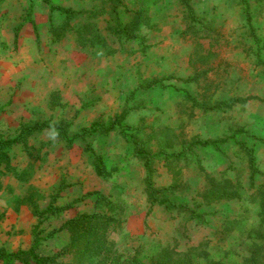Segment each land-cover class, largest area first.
Wrapping results in <instances>:
<instances>
[{
    "label": "rangeland",
    "instance_id": "374dc122",
    "mask_svg": "<svg viewBox=\"0 0 264 264\" xmlns=\"http://www.w3.org/2000/svg\"><path fill=\"white\" fill-rule=\"evenodd\" d=\"M48 1L80 13L70 30L51 31L65 17L43 0H0V139L48 121L74 140L45 129L28 147H13L11 166L28 181L2 180L0 246L11 252L31 247L37 220L24 198L34 194L41 209L53 198L57 208L72 204L47 216L38 227L42 237L81 214L114 220L100 253L68 249L66 231L42 242V255L59 254L55 264H252L257 232L264 233L257 192L264 184V145L257 140L264 139V69L258 64L264 61V0H246L251 25L240 0H191L195 23L186 19L181 0H122L123 23L131 10L148 9L151 24L139 30V40H118L108 30L107 0ZM31 3L37 33L27 22ZM76 24L97 32L107 46L78 45ZM154 78L165 86L145 88ZM233 99L248 101L215 108ZM126 107L123 124L150 155L155 188L167 189V199L202 220L177 207L149 209L147 171L132 137L117 129L74 138L93 123L109 126ZM241 129L248 135L236 134ZM225 138L230 141L219 149L191 146ZM240 142L255 151L254 186ZM87 148L114 169L111 178L95 175ZM96 192L109 198L111 211L96 205Z\"/></svg>",
    "mask_w": 264,
    "mask_h": 264
},
{
    "label": "trees",
    "instance_id": "16d2710c",
    "mask_svg": "<svg viewBox=\"0 0 264 264\" xmlns=\"http://www.w3.org/2000/svg\"><path fill=\"white\" fill-rule=\"evenodd\" d=\"M44 3L49 4L51 12H58L62 16L65 17L64 22L59 28H52L51 31H59V30H70V22L76 18H79L80 13L75 12L73 10L65 9L59 6H55L50 4L48 0H43ZM107 2L111 5V15L113 17V25L108 28V30L118 39V40H139L138 32L142 27H149L151 24V18L148 15V9L146 6H143L137 10H131L129 13L128 19L126 22H122V19L117 11V7L121 6L122 0H107ZM182 5L185 8L186 19L190 22H199V19L195 16V11L193 6L191 5V0H181ZM241 5L245 8L246 20L249 25H251L250 12L248 8V4L246 0H240ZM33 4L31 3L29 7V12L27 14V22H29L35 33H37V26L30 19L32 15ZM77 33V44L80 46L88 45L90 47L100 46L106 47L107 43L105 39L99 35L97 32L93 30H87L82 27V25L76 24ZM253 34V31H251ZM87 36V37H86ZM253 36H255L253 34ZM255 41L257 38L254 37ZM141 42V41H140ZM258 64H261L264 69V61L259 59ZM164 79L154 78L148 81L144 87L145 88H153L155 86H165ZM248 99L243 100H228L224 102H219L215 104V108L223 109V108H232L236 103L245 104ZM129 113L128 107H126L122 113L117 116L116 120L107 127H104L98 123H93L90 129L84 130V133L77 135L74 138H84L86 134L99 133L101 135H108L110 132L116 131L117 129L121 130V133L124 136L132 137L130 140L135 147L136 155L144 161V165L147 171V176L145 178V192L147 196V202L149 205V209H152L154 206H165L167 208L177 207L181 210L188 211V215L190 219L199 218L202 220V217L196 215L193 211L187 209L183 205H177L176 203L171 202L164 196V193L167 189H157L154 186L153 182V169L151 167V159L150 155L145 152L144 146L142 143L138 141V139L134 138L133 135H127V131L131 130L130 127H126L123 123ZM45 129H53L58 137L64 138L69 144L72 143L74 139H69L66 134V130L61 125H53L50 122L46 121L42 124H38L36 126H25L21 129L20 133L11 139H0V193H4L7 187L3 185V178L7 175H12L18 181H28V177L25 176L24 173H20L16 171L11 166V158L10 154L13 147L17 145H24V147H28V140L36 133L42 132ZM236 134L248 135V133L241 129L236 132ZM258 142L264 145V139H257ZM230 141L229 138L221 139V140H212V141H200L195 140L192 142L191 146H208L211 145L215 149H219L220 145L227 144ZM238 147L245 159L247 160V164L250 172V181L251 185L254 186L253 182L255 177L259 174V170L256 163L255 151L252 147H248L245 143H238ZM87 152L91 155L93 162V170L95 175L98 178L103 180H107L111 178L113 175L114 169H108L103 162V159L100 155L96 154L92 149L87 148ZM257 192L260 195L262 201V213L264 215V184L260 185L257 188ZM96 196V205L101 208H107L108 211L113 209L112 204L109 201V198L99 192L94 193ZM38 196L34 194L27 195L24 198V203L29 207L31 214L37 220V226L32 230L33 241L31 247L26 250H19L16 252L8 251L5 247L0 246V264H55L56 259L58 257V253L54 255L44 256L40 253V248L42 242L54 237L56 234L66 231L69 235V248H73L74 250L80 248L81 246H88L91 251H95L100 253V250L105 247L104 245V232L107 231L108 228L112 225L111 222H114L112 217L107 214L94 213L91 215L81 214L73 217L72 219L65 222L61 227L54 229L53 231L47 233L46 236L42 237L40 235V231H38V227L42 224L47 216L56 215L62 210L66 208H70L72 204L65 206V208H57L54 207V198L52 199L51 204H49L45 209H41L38 205ZM5 214L0 212V226L4 220ZM264 217V216H263ZM111 223V225H110ZM263 223V222H262ZM259 235L257 236L256 245V258L252 261V264H264V233L262 231L257 232ZM104 237V238H103ZM104 245V246H103ZM61 254V253H60ZM128 264H145L137 259L130 260ZM149 264V263H148ZM152 264V263H150Z\"/></svg>",
    "mask_w": 264,
    "mask_h": 264
}]
</instances>
